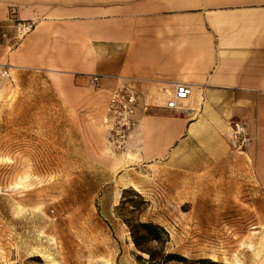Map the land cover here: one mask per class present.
Here are the masks:
<instances>
[{
  "label": "rangeland",
  "instance_id": "obj_1",
  "mask_svg": "<svg viewBox=\"0 0 264 264\" xmlns=\"http://www.w3.org/2000/svg\"><path fill=\"white\" fill-rule=\"evenodd\" d=\"M104 102L93 87L63 94L38 72L17 71L0 93V264H53L45 249L59 264H148L124 216L163 226L165 253L264 264L253 138L229 120L222 136L183 137L150 163L124 160L129 146L100 128Z\"/></svg>",
  "mask_w": 264,
  "mask_h": 264
},
{
  "label": "crops",
  "instance_id": "obj_2",
  "mask_svg": "<svg viewBox=\"0 0 264 264\" xmlns=\"http://www.w3.org/2000/svg\"><path fill=\"white\" fill-rule=\"evenodd\" d=\"M24 21L34 26L22 34ZM0 63L54 75L63 94L91 90L90 76L100 75L93 88L105 107L118 76L137 79V126L126 147L147 163L183 137L222 136L234 120L253 138L249 154L264 185V0H0ZM175 82L201 92L202 118L163 108ZM148 105L156 112L145 119L144 151L138 131Z\"/></svg>",
  "mask_w": 264,
  "mask_h": 264
},
{
  "label": "built area",
  "instance_id": "obj_3",
  "mask_svg": "<svg viewBox=\"0 0 264 264\" xmlns=\"http://www.w3.org/2000/svg\"><path fill=\"white\" fill-rule=\"evenodd\" d=\"M34 24L31 21L19 22L18 29L22 34L29 32ZM10 66L0 63V77L7 78L10 75ZM101 76L93 74L90 76V84L94 88L100 87ZM138 80L128 77H117L116 85L111 89L105 107V124L109 141L117 149H124L131 138V133L137 125V110L139 108ZM194 88L186 82H175L174 89L170 92L163 108L181 115L190 116L192 112L183 104L192 94ZM151 106H146L145 112L149 113ZM241 126V129L240 127ZM243 126L236 123L235 132L241 135Z\"/></svg>",
  "mask_w": 264,
  "mask_h": 264
},
{
  "label": "trees",
  "instance_id": "obj_4",
  "mask_svg": "<svg viewBox=\"0 0 264 264\" xmlns=\"http://www.w3.org/2000/svg\"><path fill=\"white\" fill-rule=\"evenodd\" d=\"M124 193H128V191L125 190ZM125 209L126 197L124 196L120 210L124 211ZM124 221L129 227L131 238L136 249L141 254L146 253L148 255V264H166L173 260L181 261L184 264H224L210 259L189 261L184 256H180L175 253H165L162 248V244L168 237V233L163 226L151 221L142 222L140 220L125 218V216ZM151 243H156L158 246L155 248L151 247ZM139 257L142 258L141 255H139Z\"/></svg>",
  "mask_w": 264,
  "mask_h": 264
},
{
  "label": "bare ground",
  "instance_id": "obj_5",
  "mask_svg": "<svg viewBox=\"0 0 264 264\" xmlns=\"http://www.w3.org/2000/svg\"><path fill=\"white\" fill-rule=\"evenodd\" d=\"M10 74H11V78L8 77V78H5V79L0 81V93L3 90L11 88L14 80L16 79V68L13 65L11 66ZM54 84L56 86H60V79L58 77H54ZM162 97L165 98L164 95H162ZM203 103H204L203 95L201 94L200 91H197V90H194V93L186 101L183 102L184 106L186 108H188V110H190L193 115H197L201 118L203 117V112H202L203 111V107H202ZM148 116H149L148 114L144 115L141 123L139 124V131H138V133L140 134L141 141H144L143 145L141 146L142 150H144V151H148V149H149V143L146 140H144V137H143V133H146L147 129L149 128V123L147 121H145V119ZM239 127L241 129V126H239ZM100 128L105 129V130L107 128V125L105 124L104 118H103V124H101ZM133 135H134V130L132 131L130 137L132 138ZM122 157L124 160H130V161H134V162L138 161L139 162V161L143 160L144 155L142 154V152L140 150L135 152V151H132L128 147L127 151H125L121 155V158ZM118 160H121V159H118ZM38 252H40L46 259H49L53 264H59L54 259V257L51 255V252L49 250H47V249H45L44 251L38 250ZM143 254H146V253H143ZM108 263H106V264H108Z\"/></svg>",
  "mask_w": 264,
  "mask_h": 264
}]
</instances>
